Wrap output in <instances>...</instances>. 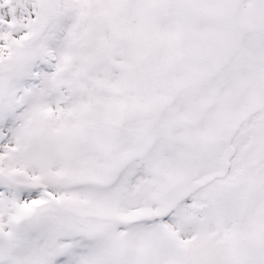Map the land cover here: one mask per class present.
I'll list each match as a JSON object with an SVG mask.
<instances>
[{
  "label": "snow or ice",
  "instance_id": "1",
  "mask_svg": "<svg viewBox=\"0 0 264 264\" xmlns=\"http://www.w3.org/2000/svg\"><path fill=\"white\" fill-rule=\"evenodd\" d=\"M0 264H264V0H0Z\"/></svg>",
  "mask_w": 264,
  "mask_h": 264
}]
</instances>
